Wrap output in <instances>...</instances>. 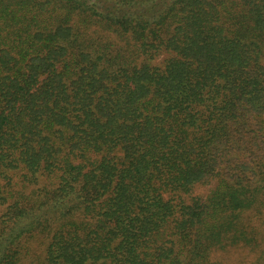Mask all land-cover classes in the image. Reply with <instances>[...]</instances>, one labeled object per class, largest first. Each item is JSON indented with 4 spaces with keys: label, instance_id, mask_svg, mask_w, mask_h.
<instances>
[{
    "label": "trees",
    "instance_id": "1",
    "mask_svg": "<svg viewBox=\"0 0 264 264\" xmlns=\"http://www.w3.org/2000/svg\"><path fill=\"white\" fill-rule=\"evenodd\" d=\"M262 224L264 0H0V264H264Z\"/></svg>",
    "mask_w": 264,
    "mask_h": 264
},
{
    "label": "rangeland",
    "instance_id": "2",
    "mask_svg": "<svg viewBox=\"0 0 264 264\" xmlns=\"http://www.w3.org/2000/svg\"><path fill=\"white\" fill-rule=\"evenodd\" d=\"M210 189V184L209 186H205L202 188L197 189L196 193L197 194H205L208 190ZM257 223L259 221L254 220ZM264 226V224H262ZM242 249V248H241ZM244 251L241 250H234L232 252L226 253L225 255L222 256L223 262L221 264H246V261H248L250 264L254 263L253 262V256L250 254L251 252H249L246 249H242Z\"/></svg>",
    "mask_w": 264,
    "mask_h": 264
}]
</instances>
